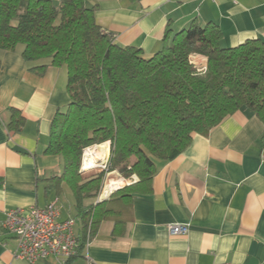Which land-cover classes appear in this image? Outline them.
<instances>
[{"label":"crops","instance_id":"obj_1","mask_svg":"<svg viewBox=\"0 0 264 264\" xmlns=\"http://www.w3.org/2000/svg\"><path fill=\"white\" fill-rule=\"evenodd\" d=\"M86 4L97 5L96 21L115 43L138 47L145 57L161 49L167 30L194 21L216 23L223 47L264 39V0ZM23 47L0 49V264H31L17 256V239L2 227L5 211L57 200L62 219L76 216L71 188L64 182L57 194L48 181L62 173V158L45 152L53 117L70 103L67 69L49 65L37 74L30 67L49 60L28 63ZM194 59L207 64L203 55ZM11 109L25 119L18 131L8 128ZM156 169L151 190L132 194L130 217L120 229L113 232L114 218L103 220L72 264H264V123L251 110L243 107L209 133L195 134L181 154L158 161ZM171 223L189 224L188 233L171 235ZM76 232L81 236L79 223ZM36 264L63 263L49 257Z\"/></svg>","mask_w":264,"mask_h":264},{"label":"trees","instance_id":"obj_2","mask_svg":"<svg viewBox=\"0 0 264 264\" xmlns=\"http://www.w3.org/2000/svg\"><path fill=\"white\" fill-rule=\"evenodd\" d=\"M96 8L86 0H0V49L22 44L28 63L49 60L30 67L37 74L49 65L67 69L70 103L53 117L45 151L62 158V173L48 181L57 194L64 182L71 188L81 230L78 253L65 264L82 254L88 232L91 240L103 220L114 218L113 232L120 229L132 194L151 190L157 162L177 157L195 134L209 133L243 107L264 123V39L223 47L216 23L194 21L167 30L161 49L145 57L138 47L115 43L97 23ZM193 54L206 57V70ZM11 113L8 128L18 131L25 119L19 110ZM108 141V169L139 180L86 205L98 198L105 173L81 179L83 152Z\"/></svg>","mask_w":264,"mask_h":264},{"label":"built area","instance_id":"obj_3","mask_svg":"<svg viewBox=\"0 0 264 264\" xmlns=\"http://www.w3.org/2000/svg\"><path fill=\"white\" fill-rule=\"evenodd\" d=\"M194 56L195 54L191 55L192 62L200 70H206V65H198ZM77 224L76 217L61 218L57 200L44 207L33 205L28 209H9L5 211L2 221L4 230L15 236L18 241L17 256L31 264L49 257H54L65 264L68 259L77 255L79 247ZM189 228V224L168 225L171 235L186 234ZM89 237L88 232L86 244L90 241Z\"/></svg>","mask_w":264,"mask_h":264},{"label":"bare ground","instance_id":"obj_4","mask_svg":"<svg viewBox=\"0 0 264 264\" xmlns=\"http://www.w3.org/2000/svg\"><path fill=\"white\" fill-rule=\"evenodd\" d=\"M109 154V145L108 143L97 144L90 146L84 150L83 159H82V170L88 169L94 166L103 167L102 164H106ZM122 181L121 179H116L112 176H109L107 179V185L102 191V197H107L115 189L119 188Z\"/></svg>","mask_w":264,"mask_h":264},{"label":"rangeland","instance_id":"obj_5","mask_svg":"<svg viewBox=\"0 0 264 264\" xmlns=\"http://www.w3.org/2000/svg\"><path fill=\"white\" fill-rule=\"evenodd\" d=\"M108 145H109V154H108V158H107L106 164H102L103 167L94 166V167L88 168V169H92V168H95V167L98 168V170L91 171L90 173H84L83 170H87V169H83L82 170L81 167H80V177H81V179H89V178H92L94 176H97L100 173H105L104 177H103V179H102V181L100 183V190H99L98 198L101 196L102 191L105 188V185H107V179H108L109 176H112V177H114L116 179H121V181H122V183L120 185V188L115 189L112 192V194L109 196V198L112 197L114 195V193H117L118 190H120L123 187L127 186L128 183H133V182H136L137 180H139V177L137 176V174H133L130 177H124V175L119 170H109L108 169L109 159H110V151H111V143L109 142ZM83 154H84V152H83ZM82 159H83V155H82ZM64 203L65 204L67 203V198H64Z\"/></svg>","mask_w":264,"mask_h":264},{"label":"water","instance_id":"obj_6","mask_svg":"<svg viewBox=\"0 0 264 264\" xmlns=\"http://www.w3.org/2000/svg\"><path fill=\"white\" fill-rule=\"evenodd\" d=\"M128 184H130V183H128ZM119 188H120V187H119ZM111 194H112V193H111ZM111 194H110V195H111ZM110 195H109V196H110ZM109 196H107V197L104 198V197H102V195H101V196L97 199L96 203H99V202H102V201L108 199Z\"/></svg>","mask_w":264,"mask_h":264}]
</instances>
